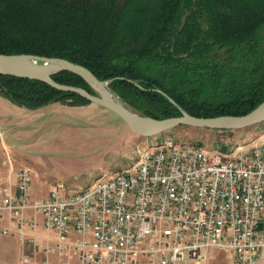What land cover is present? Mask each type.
Masks as SVG:
<instances>
[{
  "label": "trees",
  "instance_id": "trees-1",
  "mask_svg": "<svg viewBox=\"0 0 264 264\" xmlns=\"http://www.w3.org/2000/svg\"><path fill=\"white\" fill-rule=\"evenodd\" d=\"M0 53L80 64L153 118L243 115L264 101V0H0ZM52 78L95 92L70 70ZM0 96L27 108L90 103L4 74Z\"/></svg>",
  "mask_w": 264,
  "mask_h": 264
},
{
  "label": "built area",
  "instance_id": "built-area-1",
  "mask_svg": "<svg viewBox=\"0 0 264 264\" xmlns=\"http://www.w3.org/2000/svg\"><path fill=\"white\" fill-rule=\"evenodd\" d=\"M224 154L151 141L120 169L84 186L56 183L36 200L31 170L19 168L14 191L0 183V215L40 213L56 248L81 264H192L211 248L233 264H264V138Z\"/></svg>",
  "mask_w": 264,
  "mask_h": 264
},
{
  "label": "rangeland",
  "instance_id": "rangeland-1",
  "mask_svg": "<svg viewBox=\"0 0 264 264\" xmlns=\"http://www.w3.org/2000/svg\"><path fill=\"white\" fill-rule=\"evenodd\" d=\"M0 98L13 106L9 110V105L0 102V113L7 112L12 121L5 136L9 147L15 148L12 156L16 160L24 156L32 176H42L48 183L47 192L59 182L68 187L84 186L102 174L114 172L148 148L151 141L201 144L226 161L229 158L219 150L222 146L232 150L264 138V123L232 131L182 125L147 137L131 131L118 114L94 102L88 103L91 109L71 111L52 102L41 106L39 115L34 110L40 107L27 108ZM3 119L6 116L0 117V125Z\"/></svg>",
  "mask_w": 264,
  "mask_h": 264
},
{
  "label": "crops",
  "instance_id": "crops-1",
  "mask_svg": "<svg viewBox=\"0 0 264 264\" xmlns=\"http://www.w3.org/2000/svg\"><path fill=\"white\" fill-rule=\"evenodd\" d=\"M2 99L4 98H0V102L9 105V110L12 109L13 106ZM55 103L60 104L57 107H64L61 109L68 111L73 108L91 109L89 104L68 105L61 102ZM34 111L39 112V115L42 112L41 107ZM5 116L6 119H3V124L0 125V183L6 192H9L16 189L15 170L27 168V166L24 156H21L18 160L12 156V150H15V148L9 147L5 139L12 121L9 120L10 116L8 117L7 112L0 113L1 119ZM44 183L45 179L42 176L41 179L38 176H32L30 183L32 200L48 195L52 187L47 192L48 183ZM74 237H76V234L72 233L71 238ZM58 241V232L53 228H47L43 223V216L30 208L24 211L22 222L13 220L7 213L0 215V264H81L78 256L72 251L68 253L60 252L56 248ZM192 264H233V260L229 252L211 248L205 261Z\"/></svg>",
  "mask_w": 264,
  "mask_h": 264
},
{
  "label": "water",
  "instance_id": "water-1",
  "mask_svg": "<svg viewBox=\"0 0 264 264\" xmlns=\"http://www.w3.org/2000/svg\"><path fill=\"white\" fill-rule=\"evenodd\" d=\"M27 58V60H25ZM58 61L66 65L54 70H46L48 62ZM70 70L81 75L94 89L89 92L81 86L62 84L52 78L54 73ZM0 74L39 80L60 91L76 93L90 102L97 103L118 114L129 128L142 136H155L169 131L177 126H190L214 130H242L264 123V101L250 112L243 115H219L214 117H197L185 111L180 116L163 119L143 115L127 104L108 87V81L99 80L86 67L69 60L56 57H45L32 54H3L0 53ZM86 74L88 78L84 75ZM94 82V83H93Z\"/></svg>",
  "mask_w": 264,
  "mask_h": 264
},
{
  "label": "bare ground",
  "instance_id": "bare-ground-1",
  "mask_svg": "<svg viewBox=\"0 0 264 264\" xmlns=\"http://www.w3.org/2000/svg\"><path fill=\"white\" fill-rule=\"evenodd\" d=\"M25 60H27V58H25ZM66 65L65 63L63 62H58V61H51V62H48L45 66V69L46 70H54L56 68H58L59 66H64ZM87 78L88 76L86 74H84ZM89 79V78H88ZM94 83V82H93ZM199 145V144H198Z\"/></svg>",
  "mask_w": 264,
  "mask_h": 264
}]
</instances>
